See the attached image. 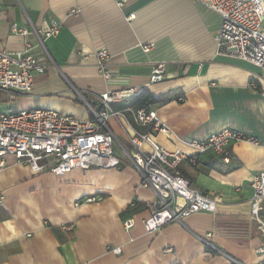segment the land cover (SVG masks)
Returning <instances> with one entry per match:
<instances>
[{
	"label": "crops",
	"instance_id": "obj_1",
	"mask_svg": "<svg viewBox=\"0 0 264 264\" xmlns=\"http://www.w3.org/2000/svg\"><path fill=\"white\" fill-rule=\"evenodd\" d=\"M1 3L0 51L28 48L46 68L35 76L30 93L12 103L4 96L7 107L0 114L42 108L89 120V107L98 106L101 94L136 88L154 97L172 96L150 109L182 141L227 128L253 137L256 144L230 145L229 161L204 154L196 166L182 162L178 171L193 189L219 195L215 211L194 213L153 234L145 233L142 221L155 194L140 185L139 174L123 158L116 169H75L62 176L34 173L9 158L10 166L0 172V264H264V253H257L264 249V236L251 216L249 186L264 171V76L250 63L217 54L218 15L194 0ZM52 21L61 23L60 32L42 48L33 29H47ZM12 23L28 34L12 33ZM145 44H152L149 52L142 50ZM103 48L110 54L108 80L93 56ZM157 63L165 64L164 79L150 83ZM130 102L111 106L123 111L134 128L147 132L125 111ZM107 126L117 145L129 149L118 121L110 118ZM153 137L167 149L179 144L161 133ZM90 198L95 200L85 202ZM128 218L134 226L126 231L123 221ZM66 223L74 228L63 230ZM108 246L120 247L121 253L108 251Z\"/></svg>",
	"mask_w": 264,
	"mask_h": 264
},
{
	"label": "built area",
	"instance_id": "obj_2",
	"mask_svg": "<svg viewBox=\"0 0 264 264\" xmlns=\"http://www.w3.org/2000/svg\"><path fill=\"white\" fill-rule=\"evenodd\" d=\"M194 1L220 18V26L215 34L217 54L250 63L260 69L264 76L263 0ZM1 5L0 0V7ZM132 17L134 15L129 16ZM60 29L61 23L58 21H52L47 29L34 28L37 44L44 48V41L57 36ZM10 31L22 36L28 34L26 28H20L16 23L10 25ZM152 47V44H145L142 45V50L149 52ZM93 56L103 78L110 79L112 73L107 65L109 52L103 48ZM47 58L49 59V55L46 53L45 59ZM45 68V63L33 56L28 48L16 52L0 51V92L4 94L7 103H12L19 95L30 93L35 76L43 73ZM164 75L165 64L157 63L152 70L150 83L161 81ZM141 91L142 89L130 88L101 94L98 106L89 107L92 116L89 120H78L71 115L42 108L20 111L8 109L1 113L0 172L10 166L9 158L14 165H26L34 173L47 171L56 176L92 167L116 169L121 166L123 158L139 174L140 185L152 189L155 194L154 200L147 203L149 216L142 221L145 233H156L169 223H182L185 218L197 212L213 213L219 195L197 192L180 175L179 165L187 162L196 166L198 156L204 154L223 155L224 160L229 161L230 145L242 141L256 144V140L240 131L226 128L204 139L182 141L161 122L153 110L132 107L126 109L131 113L136 126L147 128V132H141L131 125L123 111L111 106L115 101H131ZM183 100L184 96H181L179 101ZM110 118L117 120L126 131L129 149L117 145L113 132L107 126ZM153 133L164 134L179 144L167 149L155 141ZM249 186L253 191L251 216L264 236V219L261 217L264 207V171L254 175ZM2 199L3 196L0 195V202ZM94 200L90 198L85 202ZM78 204V201L75 202V206ZM133 226L132 218L123 221L126 231ZM61 228L71 231L74 225L66 223ZM107 248L114 254L121 253L120 247ZM165 251L168 252L169 249ZM257 253H264V249H257ZM230 264L243 263L231 260Z\"/></svg>",
	"mask_w": 264,
	"mask_h": 264
},
{
	"label": "trees",
	"instance_id": "obj_3",
	"mask_svg": "<svg viewBox=\"0 0 264 264\" xmlns=\"http://www.w3.org/2000/svg\"><path fill=\"white\" fill-rule=\"evenodd\" d=\"M171 98L172 96L170 94L154 97L148 91L143 90L131 100L130 107L150 109L151 106L160 103H165Z\"/></svg>",
	"mask_w": 264,
	"mask_h": 264
},
{
	"label": "rangeland",
	"instance_id": "obj_4",
	"mask_svg": "<svg viewBox=\"0 0 264 264\" xmlns=\"http://www.w3.org/2000/svg\"><path fill=\"white\" fill-rule=\"evenodd\" d=\"M7 107V103L4 100V94L0 92V110H3Z\"/></svg>",
	"mask_w": 264,
	"mask_h": 264
},
{
	"label": "water",
	"instance_id": "obj_5",
	"mask_svg": "<svg viewBox=\"0 0 264 264\" xmlns=\"http://www.w3.org/2000/svg\"><path fill=\"white\" fill-rule=\"evenodd\" d=\"M263 2H264V0H263Z\"/></svg>",
	"mask_w": 264,
	"mask_h": 264
}]
</instances>
